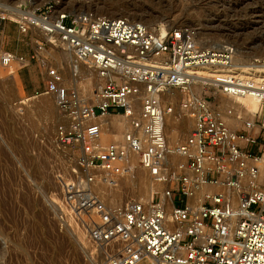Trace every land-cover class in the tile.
<instances>
[{"label":"built area","instance_id":"built-area-1","mask_svg":"<svg viewBox=\"0 0 264 264\" xmlns=\"http://www.w3.org/2000/svg\"><path fill=\"white\" fill-rule=\"evenodd\" d=\"M33 1L17 0L11 16L0 14V68L37 61L43 86L35 93L55 96L64 117L55 142L73 156L60 219L81 234L89 264H264V79L228 72L201 82L194 68L227 67L236 50L229 42L204 45L188 26L161 32ZM5 19L29 36L28 56L3 46ZM54 49L70 55L73 75L79 66L93 74L90 94L47 65ZM217 95L254 96L259 111L243 118ZM109 114H123L127 125L121 139L102 143L92 120ZM239 115L231 126L229 117ZM185 119V136L171 142L167 130ZM136 167L165 188L108 205L96 187H114Z\"/></svg>","mask_w":264,"mask_h":264},{"label":"rangeland","instance_id":"rangeland-1","mask_svg":"<svg viewBox=\"0 0 264 264\" xmlns=\"http://www.w3.org/2000/svg\"><path fill=\"white\" fill-rule=\"evenodd\" d=\"M50 1L57 7L61 1L62 7L71 13L123 14L159 27L158 21L167 20L169 27L192 28L204 45L232 43L245 61L253 59V54L264 57V0ZM16 2L0 0V14L9 16L6 11ZM1 25L5 29L3 46L28 56L33 46L29 36L20 34L9 19L1 21ZM47 65L57 67L65 82L70 80L67 57L60 50L47 52ZM42 77L37 61L26 67L13 64L0 68V264H89L80 245L81 234L63 226L60 219L61 186L73 164V156L55 142L56 128L64 121L55 96L35 93L43 86ZM47 99L50 109H39V104ZM240 117H236L237 121ZM242 117L248 118L245 113ZM121 131L113 129L112 133ZM185 134L183 127L176 139L170 141L182 139ZM135 173L134 169L130 175L135 177ZM129 177L120 178L115 187L98 185L96 190L108 205L146 199L144 189L142 193H132L135 186L127 183ZM116 190L124 198L128 194L127 199L115 200ZM179 199L174 193L173 201Z\"/></svg>","mask_w":264,"mask_h":264},{"label":"bare ground","instance_id":"bare-ground-1","mask_svg":"<svg viewBox=\"0 0 264 264\" xmlns=\"http://www.w3.org/2000/svg\"><path fill=\"white\" fill-rule=\"evenodd\" d=\"M33 3L34 4H40L41 2L39 0H35V1H33ZM58 3H59V7H57V8L59 10H66V8L62 7V4H60L61 1H58ZM6 9H8V7ZM9 9H10L9 11H6L7 13H9V12L11 13V11L13 10V7L9 8ZM10 13H9V16H11ZM78 13H83V12H78ZM110 15H111L110 17H117V16L124 17L123 14H118V15L117 14H110ZM162 23H164L165 26ZM158 24L160 25L161 32H165L168 28H170L169 27L170 24L167 23V20L163 21V22L158 21ZM235 50L236 51L234 54V60H233L232 64L227 66V67L199 66V67L194 68L193 71L197 75V79H199L201 82L206 83V82L210 81V78L212 76H216V75L228 73V72L232 73V74H236L238 76H252V77H255L257 79H261V78L264 79V62L263 61H259V62L256 61V60H264V57H262V58L257 57V55L253 54L252 55L253 59L245 61L239 57L240 56L239 53L241 52L239 50V48H235ZM62 53L64 56L67 57L69 71H70L69 72L70 73V80L65 82L63 79V83L65 85H67L68 87H76V88L80 87L83 89V91H87V94H90L89 90H87V89H89L93 84V81H94L93 74L89 70L85 69L84 67L79 66L78 67L79 73L76 75H73L72 71H71V66H70V60H71L70 55L67 52H62ZM201 90H202V87L199 86L198 91H201ZM221 99L222 100L228 99V103L230 105L234 106L237 109L238 113H240V110H242V113H245L246 116L250 119L253 118L254 113L258 112L259 108H260V100L256 97L250 96V95L238 96V97H232V98L231 97H225V95H221ZM88 104H89V101H88ZM90 104H91V101H90ZM50 107H51V104L49 102V99L43 100V102H41V104H39V109H50ZM15 111H18V110H15ZM22 113L24 114V112H22ZM92 121L99 123L101 126L100 141L102 143H105L107 140L111 141L110 137H114V139H116L117 136L118 137L120 136L117 139H121L123 136V131H125L126 125H127L126 121H125V116L123 114H109V115H105L102 117H95ZM123 123H125V126L123 125ZM237 123H238L237 118H234V116L229 117V124L231 126L235 127L237 125ZM180 124L178 125V127H175L171 124V127H169V129L167 130L169 140H175L176 137L179 135L180 131L183 129V127L187 128L189 126L190 121L185 119V120H182ZM123 126H124V129H123ZM113 129L118 130V131H121V129H123V131L118 132V133H112ZM120 133H121V135H120ZM263 158H264V154H263ZM135 172H137V174L135 173L136 174L135 177L129 175L130 177H129V180L127 181V183L130 182V184L135 186L134 187L135 189L131 190L133 194L142 193L143 189H144V192L147 195L146 199H144V200L150 199L152 197V193L154 192V190H156V189L163 190L165 188L164 184H162V183L152 182V180L149 178V176L145 170H143L139 167H136ZM117 185H119V183H117L115 186H117ZM101 186L107 187L105 185H101ZM127 196H128V194H127ZM127 196H125V198H124L123 194L119 190H116L114 198L117 201L121 200V199L126 200Z\"/></svg>","mask_w":264,"mask_h":264}]
</instances>
